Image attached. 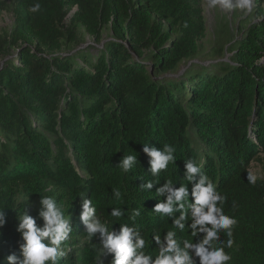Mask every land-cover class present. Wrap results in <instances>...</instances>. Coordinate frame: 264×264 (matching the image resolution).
<instances>
[{"label": "trees", "instance_id": "1", "mask_svg": "<svg viewBox=\"0 0 264 264\" xmlns=\"http://www.w3.org/2000/svg\"><path fill=\"white\" fill-rule=\"evenodd\" d=\"M13 14L0 36V264L20 255L23 212L43 227L44 196L65 205L72 229L56 264L116 258L99 232L89 238L84 199L115 236L135 227L158 252L152 237L163 240L181 213L156 212L166 202L157 189L169 179L178 189L188 161L201 165L195 182L209 177L236 221L218 230L216 247L231 257L222 264H264V180L248 181L264 153V8L235 29L222 21L208 50L201 0H14ZM145 144L174 148L176 163L154 177ZM129 155L136 160L123 172ZM175 231L178 241L190 236Z\"/></svg>", "mask_w": 264, "mask_h": 264}, {"label": "clouds", "instance_id": "2", "mask_svg": "<svg viewBox=\"0 0 264 264\" xmlns=\"http://www.w3.org/2000/svg\"><path fill=\"white\" fill-rule=\"evenodd\" d=\"M210 3L211 6L220 4L229 10L236 8L250 12L252 8V0H236L235 4L231 0H210ZM39 9L40 5L35 4L30 11L35 13ZM174 151L175 149L168 145H165L164 152L155 148L150 150L145 144L143 152L151 157V172L154 177H159L162 171L168 170L169 165L176 163ZM135 160L134 155L123 159L120 165L122 171L127 172ZM185 168L184 182L178 189L173 188L174 181L171 179L157 189L158 195H166V202L157 204L155 211L170 217L174 211H179L181 214L179 219L173 221V230L168 231L163 240L159 235L152 237L154 244L158 246L156 253L149 251L146 239L135 227L123 225L120 229L121 234L115 236L114 232L109 231L106 224L96 217V209L92 206V201L83 200L80 219L87 228L89 238L99 232L103 246L109 250V253H115L113 264H222L231 259L223 247H216L218 230L230 229L236 223L222 210L225 197L216 191V186L206 175L201 174L199 181L195 182V175L201 172V165L188 161ZM256 179V176L249 174L250 183L255 184ZM188 184H193L191 191ZM144 187L152 189L153 183L148 182ZM116 195L119 197L120 193L117 191ZM218 203L220 207H217ZM42 204L44 207V211L40 213L44 221L42 228L36 226V219L27 211L21 214L16 228L20 237L17 241L20 255H16L13 251L6 258L7 264H45V261L56 264L58 255H63V252L58 253V248L68 239L72 230L68 216L65 214V205H57L56 200L49 196H44ZM189 209L191 215H188ZM122 215L118 207L111 212V216L116 219ZM5 224V213L0 209V229H3ZM175 229H179L181 233L189 232V238L178 241L175 238ZM201 234L203 238L197 240L196 238ZM227 234L231 237L232 232L229 230ZM2 236L3 233L0 232V237ZM232 245L233 240L229 239L226 246L231 248ZM190 253H194L196 259Z\"/></svg>", "mask_w": 264, "mask_h": 264}, {"label": "rangeland", "instance_id": "3", "mask_svg": "<svg viewBox=\"0 0 264 264\" xmlns=\"http://www.w3.org/2000/svg\"><path fill=\"white\" fill-rule=\"evenodd\" d=\"M231 2L235 4L236 0H231ZM201 6L203 15L206 20V32L200 44L202 45L204 50H208L211 46L213 35L221 25L222 21L226 20L230 24V26L235 29L237 23L243 21L242 19L245 14H250V12H252L254 9L264 8V0H252V8L250 12H246L245 10L236 8L229 10L223 8V6L220 4L211 6L210 0H201ZM13 8L14 0H0V36H4L6 33H8L9 29L12 26V23L14 22ZM73 11H71V14L73 13ZM235 13L238 16L234 19ZM87 39V45L93 42L89 40L88 37ZM101 46L102 43L101 45H99V47ZM203 60H205L206 63L214 62L210 58L205 57H203ZM1 63L2 62H0V64ZM258 158L260 159L259 161L254 160L251 162L250 171L256 177L264 180V153H260Z\"/></svg>", "mask_w": 264, "mask_h": 264}]
</instances>
